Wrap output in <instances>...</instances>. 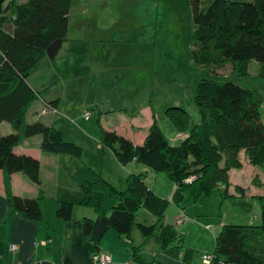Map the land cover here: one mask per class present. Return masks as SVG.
<instances>
[{"label": "trees", "instance_id": "obj_1", "mask_svg": "<svg viewBox=\"0 0 264 264\" xmlns=\"http://www.w3.org/2000/svg\"><path fill=\"white\" fill-rule=\"evenodd\" d=\"M72 0H10L0 9V124L8 122L13 132L0 136V171L3 174L8 206L30 221H39L41 212L36 199L10 194L9 178L24 175L39 186V162L30 156L16 155L13 149L23 139L42 138L44 153L80 159L81 149L62 139L61 133L39 122L25 123L24 117L38 94L26 80L46 57V49L56 40L64 41L68 30V9ZM193 23L192 50L189 58L202 66L232 63L238 73L248 74L250 61L258 64V77L264 80V0H189ZM10 26V31H6ZM131 40L138 43L142 33ZM53 104V103H52ZM262 100L258 94L232 82L216 83L198 76L194 86V106L200 122L194 123L181 106L168 107L165 116L172 127L184 136L171 145L158 125L153 124L141 146L113 131L100 129L101 148L111 150L122 165L135 162L151 172L164 173L174 184L171 202L183 205L209 197L215 190L222 199L238 202L227 193L228 171L240 168L238 153L244 152L252 166L264 168V124L260 117ZM79 195L62 201L57 219H72L73 208L89 207L107 215V224L116 234L129 240L137 227L144 239L154 238L160 248L177 246L182 236L164 223L168 200L155 195L145 183V175L130 174L125 188L118 190L99 173L84 164L74 170ZM191 179L188 183L185 181ZM253 183L264 189L257 178ZM219 185L224 189L220 190ZM242 193L239 187L234 188ZM259 205V222L255 225H223L214 239L211 264H264V195L255 196ZM146 209L155 216L153 225L136 223V213ZM92 221L82 222V240L90 253L96 252L89 237ZM136 253V252H135ZM134 253V254H135Z\"/></svg>", "mask_w": 264, "mask_h": 264}, {"label": "crops", "instance_id": "obj_2", "mask_svg": "<svg viewBox=\"0 0 264 264\" xmlns=\"http://www.w3.org/2000/svg\"><path fill=\"white\" fill-rule=\"evenodd\" d=\"M9 1L6 0L1 8H4ZM25 1L17 0L18 3H24ZM6 29V31H10V26H6ZM66 42L67 38L62 41L60 50ZM58 53L52 60L47 56L41 60L27 78V85L33 92L38 94V99L34 100L28 107L24 121L28 124L39 122L44 126L58 130L64 141L72 142L80 147L81 156L80 159H75L70 156L44 153L40 149L42 140L40 136L23 139L13 149L14 154L30 156L39 162L40 185L33 184L20 173H14L9 178L10 194L21 198L36 199L40 208L41 219L39 221L27 220L8 206L3 174L0 171V264H95L90 259L91 253L82 240V222L84 219L92 221L89 242L95 247L93 250L109 254L111 256L109 264H202V258L213 252L214 239L217 233L223 225H226V222L221 218L218 221H214L213 228L211 227V223L206 222L208 219L205 217L210 211L208 208H213L215 203L214 200L210 202L202 198L212 197H201L195 203H190V199L185 198L184 202L187 200V203L181 206L172 203L171 197L175 186L167 176V178L164 175V177H161L160 181L163 184L160 185L156 184L155 181L157 179L156 176H160L161 173L151 172L144 165L135 162L122 166L111 150L101 148L98 131L100 129L113 131L130 140L136 146L143 144L148 129L153 122L158 125L162 132L163 128L160 126V122L169 127V130H167L168 134H163L171 145H177L185 135L178 133L172 127L165 113L161 117V115L156 114L151 108L140 110L135 107L129 112L119 111L117 121L114 123L105 121V114H99L96 118V123L93 124V126H97V129L93 127L91 129L92 131L97 130V132H87L82 126V122L90 120L92 105L89 107L88 104L81 103L79 99L77 104L68 106L64 99H66V94L69 92L63 89L56 90V87L62 84L65 78H67L66 75H68L61 70L60 62L64 61V57L56 60ZM104 60L103 55L93 53L92 50L86 56H77L75 59L71 58L69 65L72 74L70 75H75L78 71L86 72L88 68L84 64L77 67L80 69L77 70L73 68L76 63L85 61L99 67V63L102 64ZM108 66L109 63L107 62L105 68ZM99 72L101 73L102 69H99ZM99 72L88 71L89 79H92L91 76L99 75ZM104 73L105 71L102 73V76L100 75L101 77L96 84L99 89V85L104 88L103 86H106L105 84H108L110 80L108 75ZM88 84L90 85L91 83L88 81ZM97 105H99L100 111L103 113L108 111L104 99H101ZM175 106L182 107V102H177L169 107ZM192 108L196 109L193 106ZM85 112L90 113L88 120L83 117ZM101 115L104 118L100 117ZM197 118L196 123L200 120L198 112ZM103 121L104 124L102 123ZM12 132L13 128L8 122L0 124V136ZM238 159L241 166L238 169L229 170V181L232 185H238L245 189L244 198L240 200L236 198V201L248 203L252 206L249 197L264 195V189L254 185V176H251L249 180L250 188H256L252 189V192H250V189L232 181L246 164H250L243 151L238 153ZM80 164H84L96 173H99L110 185L118 190L125 188V181L130 174H144L145 183L148 188L158 197L168 200L167 210L164 213V223L172 225L178 234L182 236L181 244L162 249L154 238L144 239L137 227L132 229L129 240L123 239L108 226L107 215L97 214L89 207H74L72 219L69 221L57 219L55 212L60 202L71 201L72 198L79 195L73 175L75 168ZM256 175L257 179L261 183H264V178L260 179L258 174ZM151 178L154 180L153 183L148 181ZM218 198L215 202L220 201L219 207L220 204L228 200L222 199L219 192ZM252 201L257 202L255 199ZM202 203L203 206H207L208 208L204 209L201 207ZM196 206H200L199 209H195L197 208ZM233 206L239 207V205L235 204ZM239 208L250 210L247 206H240ZM142 210L148 212L146 209H140L137 213ZM191 210H194L192 211V215H190ZM197 212L203 215L199 216ZM148 213L150 215L141 214L145 217V221L149 222L140 220L136 221V223L153 225L155 216L150 212ZM259 214L260 210L258 209L257 216H254V218L259 220ZM195 216L197 218H194ZM199 217H203V219ZM177 220H180L181 224H177ZM190 221L204 226L202 229H196L195 232L192 229L190 231V226L187 224ZM251 224L255 225L251 222L247 225ZM207 226H209L208 229L206 228ZM11 245H15L16 250H10Z\"/></svg>", "mask_w": 264, "mask_h": 264}, {"label": "rangeland", "instance_id": "obj_3", "mask_svg": "<svg viewBox=\"0 0 264 264\" xmlns=\"http://www.w3.org/2000/svg\"><path fill=\"white\" fill-rule=\"evenodd\" d=\"M193 30L189 0H72L68 9L67 42L56 57V60L64 57V61L60 62L61 70L69 77L66 75L67 78L56 87V90L63 89L69 92L64 99L68 106L77 104L79 99L81 103L88 104L89 107L92 105V116L88 122H82V126L87 132L96 133L97 130L91 129L92 127L97 129V126L93 124L96 123L99 114H105L104 120L114 123L117 121L119 111L129 112L135 107L140 110L151 108L163 117L166 108L180 101L195 123L198 119V110L192 108V106L195 107V80L198 76L209 77L216 83L229 81L258 94L262 100L259 112L264 124V80L258 77V64L250 61L247 75L238 73L239 71L232 63H225L220 67L195 64L189 58L190 52L198 49L192 45ZM141 31L144 32L142 39L138 40L141 42L132 43L133 37L141 34ZM91 50L93 53L104 56L103 63H99V67L85 61L76 63L73 68L77 70H80L77 67L84 64L88 68L86 72L78 71L77 74L70 75L72 74L69 65L71 58L86 56L91 53ZM107 62L109 66L105 68ZM98 68L102 69L101 73ZM87 70L100 74L91 76L92 79H89ZM104 71L110 80L108 84H105L106 86H103L104 88L99 85V89L96 84ZM101 99H104L107 105L106 113L100 111L97 105ZM102 123L104 124V121ZM159 124L163 128V133L168 134L169 127L161 122ZM98 132L100 134V131ZM256 174L260 179L264 178V168L246 164L232 181L252 192V189L256 188H250L249 180L251 176L256 179ZM163 175L166 177L164 173L156 176V184H163L160 181ZM148 181L154 182L153 178ZM228 184V194L235 199L244 198L245 189L236 185L242 189V193L236 192L234 189L236 186L229 181V174ZM219 189L223 190L224 186L219 185ZM210 197L212 198L202 199L210 202L214 200L213 208L209 209L203 206V203L201 207L204 209L207 207L210 210L205 218L208 219L207 223L212 224V228L214 221L220 218L226 224L234 225L259 222L254 218L259 209L258 203L252 201L254 196L249 197L252 206L246 203L250 208L249 211L233 206L228 200L219 207L220 201L215 202L219 199L217 190ZM186 199L189 197L186 196ZM186 201L183 203H187ZM196 207L195 209H199L200 206ZM192 211L194 210H191L190 215L193 214ZM141 213L150 215L142 210L136 214V221L149 222L145 221ZM199 218L203 219V217ZM187 224L190 226V231L192 229L194 232L204 226L191 221Z\"/></svg>", "mask_w": 264, "mask_h": 264}, {"label": "built area", "instance_id": "obj_4", "mask_svg": "<svg viewBox=\"0 0 264 264\" xmlns=\"http://www.w3.org/2000/svg\"><path fill=\"white\" fill-rule=\"evenodd\" d=\"M84 119H89L90 117V113L89 112H85L83 114ZM191 179H187L185 182L188 183ZM177 224H181L180 220L176 221ZM207 229L209 228V226L206 227ZM10 250L14 251L16 250V246L15 245H11L10 246ZM90 259L92 260V262H94L95 264H109L111 262V256L109 254L100 252V251H96L90 254ZM213 260V255L212 254H208L205 255L202 258V264H211Z\"/></svg>", "mask_w": 264, "mask_h": 264}, {"label": "water", "instance_id": "obj_5", "mask_svg": "<svg viewBox=\"0 0 264 264\" xmlns=\"http://www.w3.org/2000/svg\"><path fill=\"white\" fill-rule=\"evenodd\" d=\"M6 0H0V9L3 5V3L5 2ZM61 44H62V40H56L54 41L53 43H51L48 48L46 49V56L49 58V59H53L56 54L58 53V51L60 50V47H61Z\"/></svg>", "mask_w": 264, "mask_h": 264}]
</instances>
